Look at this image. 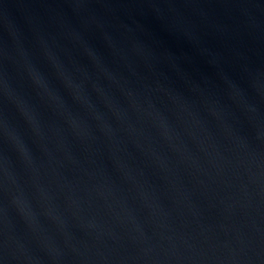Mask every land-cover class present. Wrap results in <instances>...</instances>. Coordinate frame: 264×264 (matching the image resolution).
I'll use <instances>...</instances> for the list:
<instances>
[{
    "label": "water",
    "instance_id": "obj_1",
    "mask_svg": "<svg viewBox=\"0 0 264 264\" xmlns=\"http://www.w3.org/2000/svg\"><path fill=\"white\" fill-rule=\"evenodd\" d=\"M0 264H264V0H0Z\"/></svg>",
    "mask_w": 264,
    "mask_h": 264
}]
</instances>
